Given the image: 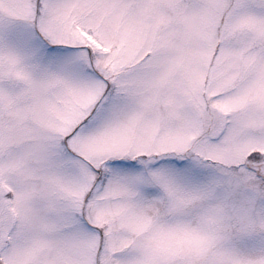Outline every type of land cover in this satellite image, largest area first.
Masks as SVG:
<instances>
[{
  "label": "snow or ice",
  "instance_id": "snow-or-ice-1",
  "mask_svg": "<svg viewBox=\"0 0 264 264\" xmlns=\"http://www.w3.org/2000/svg\"><path fill=\"white\" fill-rule=\"evenodd\" d=\"M0 264H264V0H0Z\"/></svg>",
  "mask_w": 264,
  "mask_h": 264
}]
</instances>
